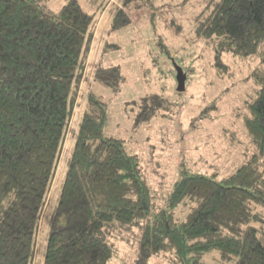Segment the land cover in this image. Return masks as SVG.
Returning a JSON list of instances; mask_svg holds the SVG:
<instances>
[{"label": "trees", "instance_id": "1", "mask_svg": "<svg viewBox=\"0 0 264 264\" xmlns=\"http://www.w3.org/2000/svg\"><path fill=\"white\" fill-rule=\"evenodd\" d=\"M103 8L86 11L79 0H67L53 13L32 0H0V77L6 78L0 81V264H34ZM196 20V36L212 47L220 78L236 75L227 56L250 67L255 90L245 100L243 123L253 151L221 179L181 164L161 208L140 155L128 151L126 140L104 133L108 105L90 94L50 219L44 264H110L117 251L107 237L116 227L139 230L136 264L160 256L171 264H206L213 251L225 262L264 264V239L252 226L264 225V0H216ZM131 23L119 9L110 28ZM95 79L116 89L120 68H99ZM168 104L162 96L146 100L137 126ZM180 207L189 211L183 221L176 219Z\"/></svg>", "mask_w": 264, "mask_h": 264}, {"label": "rangeland", "instance_id": "2", "mask_svg": "<svg viewBox=\"0 0 264 264\" xmlns=\"http://www.w3.org/2000/svg\"><path fill=\"white\" fill-rule=\"evenodd\" d=\"M67 0H32L42 10L56 13ZM216 0H145L126 6L125 0H79L86 11L98 12L94 42L84 73L77 106L38 231L34 264H44L50 219L55 212L78 130L90 94L108 105L104 133L126 140L128 151L140 155L144 173L163 208L181 177V164L189 170L218 178L229 176L253 151L243 123L245 100L254 95L248 80L247 63L226 57L235 77L220 78L214 66V51L195 33L197 15ZM119 9L132 23L112 31L111 22ZM97 14V15H98ZM118 66V88L95 79L99 68ZM176 66L187 76L178 92ZM5 77H0L5 80ZM162 96L169 104L136 124L144 102ZM216 106L210 114L205 112ZM208 118H203V117ZM188 209L180 207L176 219L183 221ZM261 230L264 225L253 223ZM135 233L111 230L107 240L117 254L110 264H136L140 240ZM206 264H235L222 261L218 252L208 253ZM150 264H171L168 257L153 258Z\"/></svg>", "mask_w": 264, "mask_h": 264}, {"label": "water", "instance_id": "3", "mask_svg": "<svg viewBox=\"0 0 264 264\" xmlns=\"http://www.w3.org/2000/svg\"><path fill=\"white\" fill-rule=\"evenodd\" d=\"M176 71H177V81H178V92H183L186 87L187 76L184 73V71L178 66H176Z\"/></svg>", "mask_w": 264, "mask_h": 264}]
</instances>
